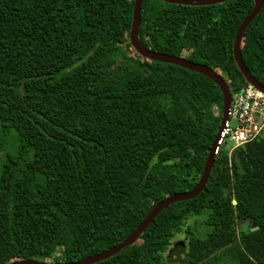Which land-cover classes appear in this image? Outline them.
<instances>
[{"label": "trees", "instance_id": "obj_1", "mask_svg": "<svg viewBox=\"0 0 264 264\" xmlns=\"http://www.w3.org/2000/svg\"><path fill=\"white\" fill-rule=\"evenodd\" d=\"M134 4L0 0V264L96 256L164 199L198 185L223 94L201 74L137 54ZM253 8V0H145L139 39L211 68L234 94L247 86L234 42ZM241 53L264 85V6ZM180 236L181 258L170 260ZM98 264H264V140L231 155L222 145L201 195L160 213L135 245Z\"/></svg>", "mask_w": 264, "mask_h": 264}, {"label": "water", "instance_id": "obj_2", "mask_svg": "<svg viewBox=\"0 0 264 264\" xmlns=\"http://www.w3.org/2000/svg\"><path fill=\"white\" fill-rule=\"evenodd\" d=\"M144 1L145 0H135V4H134L133 24L130 34V42L133 49L137 52V54H139L141 57L149 61L175 65L180 68L186 69L188 71L201 74L212 80L220 88L223 94V117H222L221 127L214 142V145L208 155V159L204 168L203 175L196 187H194L190 191L169 196L166 199H164L162 202L157 204L150 211V213L145 218V220L139 225V227L120 244L116 245L115 247L101 254L80 261H76L70 264H98L116 256L125 249L135 245L143 236V234L146 232V230L153 224V222L160 215V213L167 210L172 205L194 200L199 195H201L206 189V186L210 180L212 170L222 142L224 128L230 119L232 94L228 83L221 75H219L217 72H215L214 70H212L211 68L205 65H197L184 58H178L174 56L156 53L148 50L146 47L143 46V44L139 39V34L141 28V11ZM161 1L172 5L206 7V6H215V5L224 4L232 0H161ZM253 1H254V8L252 12L243 21L242 25L240 26L237 32L236 39L234 42V58L239 70L246 79V82L264 92V86L261 85L248 70L247 66L243 61L242 53H241V45L244 35L247 29L249 28V26L252 24V22L259 16L264 6V0H253ZM240 229L241 231H248L249 225L243 226ZM256 230L257 228L254 229V231ZM12 264H49V263H45L39 260L26 259V260L17 261Z\"/></svg>", "mask_w": 264, "mask_h": 264}, {"label": "built area", "instance_id": "obj_3", "mask_svg": "<svg viewBox=\"0 0 264 264\" xmlns=\"http://www.w3.org/2000/svg\"><path fill=\"white\" fill-rule=\"evenodd\" d=\"M259 140H264V92L247 83L232 94L230 119L220 147L229 145L233 152Z\"/></svg>", "mask_w": 264, "mask_h": 264}, {"label": "rangeland", "instance_id": "obj_4", "mask_svg": "<svg viewBox=\"0 0 264 264\" xmlns=\"http://www.w3.org/2000/svg\"><path fill=\"white\" fill-rule=\"evenodd\" d=\"M187 54H189V53H186V55ZM226 149H229L232 152V148L229 145H226ZM231 152H230V154H231ZM198 226H199L198 227V229H199L198 236L205 237V235L209 232V229L204 227V226L202 227L201 223H199ZM182 241H184V237H182V236H180L177 240L174 241V246L172 247V251L169 254L170 260L171 259H175L176 261L180 260L181 252H183V251H181L182 250L181 246H179V245L177 246L176 243H180Z\"/></svg>", "mask_w": 264, "mask_h": 264}, {"label": "flooded vegetation", "instance_id": "obj_5", "mask_svg": "<svg viewBox=\"0 0 264 264\" xmlns=\"http://www.w3.org/2000/svg\"><path fill=\"white\" fill-rule=\"evenodd\" d=\"M259 82V81H258ZM261 85H263L261 82H259ZM264 86V85H263Z\"/></svg>", "mask_w": 264, "mask_h": 264}]
</instances>
